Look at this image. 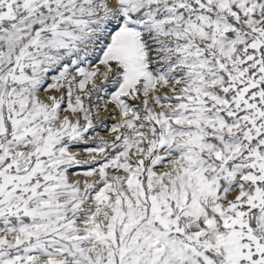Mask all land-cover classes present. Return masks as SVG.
<instances>
[{"label":"snow or ice","instance_id":"1","mask_svg":"<svg viewBox=\"0 0 264 264\" xmlns=\"http://www.w3.org/2000/svg\"><path fill=\"white\" fill-rule=\"evenodd\" d=\"M0 264H264V0H0Z\"/></svg>","mask_w":264,"mask_h":264}]
</instances>
